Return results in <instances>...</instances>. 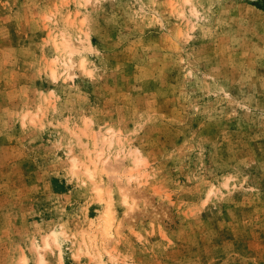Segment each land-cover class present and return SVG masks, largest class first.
<instances>
[{"label": "rangeland", "instance_id": "rangeland-1", "mask_svg": "<svg viewBox=\"0 0 264 264\" xmlns=\"http://www.w3.org/2000/svg\"><path fill=\"white\" fill-rule=\"evenodd\" d=\"M0 264H264V0H0Z\"/></svg>", "mask_w": 264, "mask_h": 264}, {"label": "bare ground", "instance_id": "bare-ground-1", "mask_svg": "<svg viewBox=\"0 0 264 264\" xmlns=\"http://www.w3.org/2000/svg\"><path fill=\"white\" fill-rule=\"evenodd\" d=\"M67 41L68 40L66 39L65 42H64L66 44L65 46H67V43H68ZM62 63L67 65V61H65V60L62 61ZM54 70L51 69V74H52L53 77L55 75V73H54L55 71ZM99 142H101V145H99L97 147L98 141L96 140V137L93 138V145H92L93 146L92 147L93 150L92 149H87V155H89V159L88 160L86 159L87 160L86 163L84 161L83 162L81 161V162L77 163V161L75 159H73V162L71 161L72 162L71 163L72 167H78L79 165H82L83 166L82 171L84 170L85 174H87V176L90 177V178L94 177L95 168L100 163L102 164V168L105 169V171L106 170L109 171V169H107L104 166V164L106 163V159H105V157H102V156H103V149L106 148L107 145L110 146V144L112 143V139L111 138L108 139V137L106 135H102V137L99 140ZM90 153H93V154L90 155ZM74 161H76V162H74ZM141 161H142V157L139 156L138 154H134L133 166H130L129 168H127L125 170V173H124L125 179L128 182H130L133 179V177H134V175L132 173L134 167L138 166V164L141 163ZM95 174H96V172H95ZM93 179H95V178H93ZM94 189H96V191H97L96 193H99V190H100L99 185H96ZM123 195H124L123 196V201L126 204H129V201L127 200V196H128L127 190L123 191ZM98 199L101 200V197L99 196ZM98 219H99L98 222L95 224L96 229L99 230L104 236L105 235H110V226H111V222H112L113 217H112V212H111V209H110V200L109 199L106 200V205H105L104 209L102 210V212H101V214H100ZM85 231H86V229H85ZM65 235H66L65 231L53 229V230H51V232L49 234H47L44 237L43 244L44 245H48L50 240H51L53 243L56 244V246L58 247L59 255H61V253H62L61 246H62V243H63L65 237H66ZM95 235H96L95 233H90V231L81 233V236H80V240L81 241L80 242H81L82 245L85 246V249H87V252H88V246H89L88 242L94 240L95 237H96ZM81 244L79 245V247L77 249L78 251H81L82 248H83L81 246ZM40 260H42V259H40Z\"/></svg>", "mask_w": 264, "mask_h": 264}]
</instances>
